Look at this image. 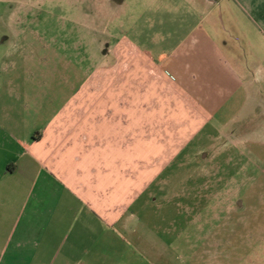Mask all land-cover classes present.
Instances as JSON below:
<instances>
[{
	"label": "crops",
	"instance_id": "1",
	"mask_svg": "<svg viewBox=\"0 0 264 264\" xmlns=\"http://www.w3.org/2000/svg\"><path fill=\"white\" fill-rule=\"evenodd\" d=\"M222 1L202 0L186 40L159 55L126 41L69 46L56 29L9 30L0 44V264H228L210 256V238L199 252L180 251L161 203L164 173L208 156L187 157L197 135L210 140L217 118L261 95L250 64L235 56L245 73L235 67L203 22L218 4H246L264 35V0ZM214 172L197 168L202 190ZM234 251L241 264L248 254Z\"/></svg>",
	"mask_w": 264,
	"mask_h": 264
},
{
	"label": "rangeland",
	"instance_id": "2",
	"mask_svg": "<svg viewBox=\"0 0 264 264\" xmlns=\"http://www.w3.org/2000/svg\"><path fill=\"white\" fill-rule=\"evenodd\" d=\"M201 6L202 0H0V44L7 45L4 39L10 29L50 28L59 31L69 46L81 39L93 48L126 41L159 55L186 40ZM247 10L252 11L246 4L235 11L226 3L218 4L203 23L235 67V56L250 64L256 80L250 85L263 97L253 104L245 97L236 110L217 118L206 128L210 140L200 132L185 153L193 158L204 148L208 156L188 161L181 169V162L174 163L164 173L167 191L161 196L163 218L175 220L174 232L167 236L180 251L191 247L199 252L203 237L210 238L206 243L210 256L227 257L228 264H238L241 257L234 247L248 254L241 264H264V35L260 25L248 21ZM232 17L238 22L233 23ZM119 48L116 59L124 57ZM67 54L73 56L75 51L68 49ZM151 67L148 63V74L156 76ZM238 69L245 73L243 65ZM201 165L215 171L213 179L205 178L203 190V178L196 173ZM235 201L241 211H231L229 203ZM251 226L259 227L256 233L251 231L259 240L255 242L254 236L236 243ZM216 239L222 240L220 250ZM229 239L233 242H224Z\"/></svg>",
	"mask_w": 264,
	"mask_h": 264
}]
</instances>
